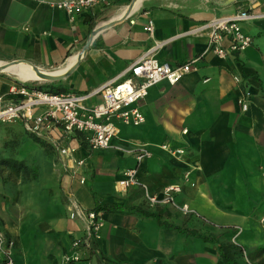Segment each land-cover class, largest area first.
<instances>
[{
  "label": "crops",
  "instance_id": "obj_1",
  "mask_svg": "<svg viewBox=\"0 0 264 264\" xmlns=\"http://www.w3.org/2000/svg\"><path fill=\"white\" fill-rule=\"evenodd\" d=\"M121 2L70 22L54 0H0V62L51 69L85 49L70 74L57 81H22L0 70V94L14 84L91 92L150 49L160 61L183 63L205 48L215 18L241 10L255 15L241 24L253 43L232 52L225 38L226 56L208 52L179 82L163 80L149 88L140 102L144 122L117 121L103 149L90 150L58 129L40 144L21 121L13 129L0 127V157L16 161L0 164V232L7 240L0 245V262L64 264L79 250L74 242L87 236L84 220L71 216L78 208L98 211L102 225L92 239L96 248L72 264H229L218 245L231 242L235 228H241L233 243L240 248L251 252L264 244V0H145L94 34L99 21L124 7L115 9ZM148 20L152 33L144 29ZM40 111L35 108L33 115ZM23 130L31 135L24 152L10 156L5 141L11 131ZM55 140L85 158L79 170L84 183L73 163L59 155ZM140 148L151 155L137 162L133 152ZM178 148L184 152H172ZM130 167L137 168L138 183L120 191L116 182ZM175 183L181 190L173 204H144L145 189L158 193ZM114 204L121 207L106 209ZM135 207L172 226L130 210ZM235 259L240 264L237 253ZM256 260L264 264V252Z\"/></svg>",
  "mask_w": 264,
  "mask_h": 264
},
{
  "label": "built area",
  "instance_id": "obj_2",
  "mask_svg": "<svg viewBox=\"0 0 264 264\" xmlns=\"http://www.w3.org/2000/svg\"><path fill=\"white\" fill-rule=\"evenodd\" d=\"M120 0H54L56 8L65 12L70 22L76 21L83 14H96ZM251 10H241L234 14L219 16L211 22V32L205 48L198 54L191 56L187 61L172 65L160 61L149 52L139 60L129 64L120 76L113 81L105 82L101 87L85 93L50 92L34 85L14 84L5 94H0V124H10L21 121L29 133L42 141L51 140V131L58 129L67 138H77L84 142L90 150H99L110 146L112 138L117 132L116 122L140 125L145 117L140 102L146 97L149 88L166 80L170 84L179 82L191 70L198 68L200 61L208 52H214L220 57L227 52L222 46L225 38L230 40L229 48L232 52L246 49L253 43V38L243 32L241 24L254 18ZM144 29L152 33L154 24L148 20ZM238 81V76H235ZM99 96V101L89 103V100ZM242 109L247 103L241 100ZM35 108H42L40 113L33 115ZM79 135V138L78 136ZM59 155L73 163L74 172L77 173L84 166L85 158L76 154V147L70 144L58 145L54 142ZM173 153H183L182 148L172 149ZM137 162L147 158L151 152L145 148L133 152ZM80 183L85 177L79 172ZM137 168L130 167L124 171L123 177L116 182L120 191L137 184ZM188 180V173L184 174ZM181 190V184L175 183L163 187L158 193L144 190V201L147 206L157 204H173V194ZM183 213L188 212L186 205L180 208ZM80 216L85 222L87 236L83 243L74 242L79 250L65 257L64 264H72L82 258V255L96 248L93 237L102 225L101 215L96 210H83L78 208L71 214ZM241 233V228H235L231 236L232 243ZM6 238L0 232V245L6 244ZM8 244V243H7ZM8 247V246H6ZM242 250V249H241ZM245 257L246 254L242 252ZM247 264L251 262L246 257ZM0 264H12L5 259Z\"/></svg>",
  "mask_w": 264,
  "mask_h": 264
},
{
  "label": "bare ground",
  "instance_id": "obj_3",
  "mask_svg": "<svg viewBox=\"0 0 264 264\" xmlns=\"http://www.w3.org/2000/svg\"><path fill=\"white\" fill-rule=\"evenodd\" d=\"M145 0H130L128 4L122 7L114 16L109 19L101 20L94 28V34L101 31L108 26L114 19L122 18L130 14V12L137 10ZM85 52L83 49L81 52L72 56L65 64L55 68H41L35 65H8L0 62V70L10 74H14L20 80H38V81H57L66 78L73 66L77 63L81 55Z\"/></svg>",
  "mask_w": 264,
  "mask_h": 264
},
{
  "label": "rangeland",
  "instance_id": "obj_4",
  "mask_svg": "<svg viewBox=\"0 0 264 264\" xmlns=\"http://www.w3.org/2000/svg\"><path fill=\"white\" fill-rule=\"evenodd\" d=\"M130 0H122V2L120 4H118L116 6V10L117 8H120L121 6H125L126 4H128ZM98 21L101 20L100 18H97ZM46 85L48 84H43V85H39V87H47ZM49 86V85H48ZM45 89V88H44ZM18 125L17 123H10V124H0V127H6L5 129H13L12 126ZM10 131V130H9ZM12 133V135L9 137V139H7V141H5L4 147H5V152L9 153V155L11 156H15L16 154H20L21 152H24L23 148L24 146L28 143L27 137L31 136L26 130L23 131H11L10 134ZM2 158V157H0ZM232 242V241H231ZM241 251L237 250V255L238 258L241 260L242 259V252L245 251L247 254L248 259L255 263L258 262L256 259L257 257L264 252V244L260 245L259 247H255L251 249V252L247 251L246 247L243 246L241 247ZM240 264H246V262L242 259L240 261Z\"/></svg>",
  "mask_w": 264,
  "mask_h": 264
},
{
  "label": "trees",
  "instance_id": "obj_5",
  "mask_svg": "<svg viewBox=\"0 0 264 264\" xmlns=\"http://www.w3.org/2000/svg\"><path fill=\"white\" fill-rule=\"evenodd\" d=\"M91 24L92 21H91ZM44 90H47V89H44ZM32 139L33 141L35 142H38L40 144H43L44 142L39 140L37 137L35 136H32ZM0 164L1 165H9V166H15L14 164H16V161L10 159V158H0ZM121 205H117V204H114V205H111V206H108L106 207V209H111V210H114V209H117V208H120ZM130 210H137L139 212H141L142 214L146 215V216H153L155 217V219L157 220L158 224H161V225H166V226H172L170 224H167V223H164L162 220H161V216L159 214H152V213H149L147 211H144L142 210L141 208H138V207H135V208H130ZM180 232H183L184 230H182L181 228H177ZM218 248H219V252L221 254V257L226 261L228 262L229 264H239L237 262V260L235 259V254L238 251H241V248L231 242H228V243H220L218 245ZM259 264H262V261H259L258 262ZM247 264V263H246Z\"/></svg>",
  "mask_w": 264,
  "mask_h": 264
}]
</instances>
